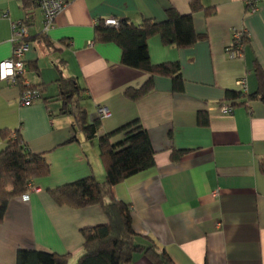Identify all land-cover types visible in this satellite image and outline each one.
Segmentation results:
<instances>
[{
  "label": "crops",
  "instance_id": "1",
  "mask_svg": "<svg viewBox=\"0 0 264 264\" xmlns=\"http://www.w3.org/2000/svg\"><path fill=\"white\" fill-rule=\"evenodd\" d=\"M191 1L72 0L44 32L38 5L25 9L20 0H0V62L12 56L13 22L29 21L22 79L42 94L25 106L19 84L0 79V152L6 146L1 131H19L27 147L45 153L50 164V174L34 181L40 192L9 203L0 222V264H17L19 248L69 254V264H76L83 253L81 229L106 223L107 216L100 205H60L48 189L90 175L104 181L98 137L135 119L149 133L156 163L114 187L117 198L131 204L134 230L166 248L176 264H264V103L227 96L242 79L248 95L258 90L264 0H202L215 13L193 14L196 31L206 34L193 47L167 45L159 35L148 40L152 64H181L180 88L170 76L125 66L117 43L96 39V26L109 17L136 25L148 18L163 21L170 7L189 13ZM235 29H244L249 41L241 57L231 58L226 47ZM61 74L75 77L84 89L89 122L98 118L99 105L110 110L97 138L89 141L77 131V140L67 142L75 131L72 116L61 113ZM151 76V91L137 99L125 95ZM222 104L233 105V113H222ZM120 139L118 134L111 140ZM131 264L152 262L139 253Z\"/></svg>",
  "mask_w": 264,
  "mask_h": 264
},
{
  "label": "trees",
  "instance_id": "2",
  "mask_svg": "<svg viewBox=\"0 0 264 264\" xmlns=\"http://www.w3.org/2000/svg\"><path fill=\"white\" fill-rule=\"evenodd\" d=\"M20 1L25 9L38 5L37 0ZM190 8L189 13L183 14L170 7L167 9L166 20L148 18L138 25L127 19H121L119 26L105 25L103 21L96 26V39L117 43L122 49L121 62L125 66L150 72L152 76H170L173 78L174 87L180 88L183 83L181 64L178 61L152 64L148 40L159 35L167 45H176L179 48L193 47L206 36L196 31L193 14L204 10L206 15H211L215 13V8L205 7L202 0H192ZM26 40L28 41L29 37ZM245 41L247 43L249 38ZM255 74L258 80V90L255 93L248 95V92L229 90L227 96L232 99L247 96L248 100L258 99L264 103V71L258 64ZM152 76L140 88H128L125 95L137 99L151 91L154 86ZM17 80L22 92L26 89L41 91L37 86L25 85L22 77ZM57 84L58 99L62 102L61 113L73 118L72 127L75 134L67 142L77 140V131L82 132L89 141L97 138L101 119L98 117L93 122L88 121L87 111L81 103L84 89L77 79L61 74ZM118 134L122 135V139L112 142V137ZM1 136L6 140V146L0 152V222L6 216L12 198L22 197L29 183L50 174L46 154L31 151L19 131L13 133L4 129ZM98 146L106 172L104 181L90 175L48 189L49 194L60 205L78 209L100 205L107 216L106 223L81 229L84 237L83 253L78 257L76 264H131L139 253L144 254L152 264H176L166 248L134 230L132 215L129 212L131 204L117 198L114 192V187L128 177L155 166V149L147 129L139 119L129 121L114 131L99 136ZM183 152L184 150L176 151L173 157L178 159ZM260 168L264 172V161L260 163ZM16 259L17 264H69L70 255L19 248Z\"/></svg>",
  "mask_w": 264,
  "mask_h": 264
},
{
  "label": "built area",
  "instance_id": "3",
  "mask_svg": "<svg viewBox=\"0 0 264 264\" xmlns=\"http://www.w3.org/2000/svg\"><path fill=\"white\" fill-rule=\"evenodd\" d=\"M72 0H37L38 5L43 13V31H49L55 23L58 14L71 2ZM254 4L250 1L249 5ZM255 9L254 5L251 7ZM105 25L119 26L120 20L115 17H109L104 20ZM13 29V51L12 56L0 62V79L14 84H18V77H23L27 66L24 60L25 53L29 50L30 44L26 40L29 37L28 25L22 21H15L12 24ZM249 35L244 29H235L233 38L226 47L227 53L231 58L241 57L244 54L246 41ZM90 45L93 44L91 41ZM239 90L243 93L248 92L246 79L237 82ZM41 91L39 89H26L22 92L21 103L29 106L41 98ZM220 110L224 114H231L234 111V106L231 104H222ZM97 114L100 119L110 116V110L104 106L99 105ZM41 188L35 183L31 182L27 186L26 192L22 195L24 201L30 200L31 193L40 192Z\"/></svg>",
  "mask_w": 264,
  "mask_h": 264
}]
</instances>
